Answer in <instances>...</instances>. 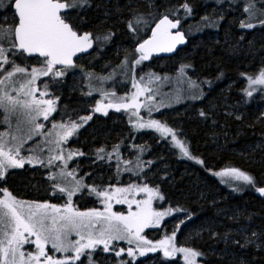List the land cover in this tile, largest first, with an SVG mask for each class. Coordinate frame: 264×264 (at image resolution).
Returning <instances> with one entry per match:
<instances>
[{"label":"snow or ice","instance_id":"snow-or-ice-1","mask_svg":"<svg viewBox=\"0 0 264 264\" xmlns=\"http://www.w3.org/2000/svg\"><path fill=\"white\" fill-rule=\"evenodd\" d=\"M258 2L262 7L257 8V0H247L243 9L247 19L239 22L242 29H254L258 25L264 27V0ZM91 6L90 0H0V8L4 9L5 14H12L11 22L5 15L3 24H0V109H3L4 123L8 125L7 131L0 132V181L6 182L11 170L23 169L26 164L33 167L38 165L49 169L47 179L52 194L59 193L66 198L63 204L27 201L19 199L7 187H0V264H84L82 257L87 259L88 264H95L93 253L98 249L102 253L111 252L115 257L126 253L133 259L137 254L144 256L149 252L162 251L167 258L181 257L183 264H202L206 253L190 243L201 238L200 231L189 233L183 243L177 242L179 225L171 234H165L159 240H149L143 235L146 228L159 226L174 213H183L187 220L192 219L187 209L179 206L170 205L160 210L153 207L154 201L165 200L159 185L150 186L147 179L125 186L112 183L88 185L85 177L77 178L76 169L68 170L69 161L84 153L79 149L66 150L64 147L92 121L94 114L107 116L109 109L117 112L123 110L129 114V123L134 130H153L159 139L170 142L178 149L182 157L204 165L203 159L192 154L182 131L152 118L154 110L165 106L163 100L159 105L156 103L161 78L155 74L140 76L139 79L135 76V68L149 60L154 53H172L178 45L186 43L179 13L183 11L186 18L192 13V6L188 0H183L177 8L169 9L158 17L153 11H130V19L125 24L135 46L131 53L125 51L119 67L122 72L130 70L126 74L130 75L133 91L118 96L115 90L94 88L93 80L103 84L106 80L114 79V74L101 77L86 72L89 81L86 95L97 91L101 100L95 103L91 114L75 119L69 116L60 122L52 121L51 128L46 130L41 120L49 121L57 112L60 97L50 92L47 83L41 91L37 81L41 77H48L54 84L61 82L70 71L80 67L77 64L80 54L90 55L89 50L110 43L115 35L111 29L103 33L84 30L81 12ZM207 19L204 18L205 21ZM149 21L155 23L150 28L151 35L147 39H140V33L149 28ZM25 53L29 57L43 58L42 66L21 67L17 64L16 60ZM190 67L182 65L180 72L192 90L191 98L200 99L202 94H196L200 91L199 85L185 72ZM18 75L24 77L23 82L16 79ZM241 75L247 81V87L242 89L246 97L264 93V66L255 73ZM141 109L146 110L148 119L141 115ZM199 115L208 118L203 110ZM236 119L241 117L236 116ZM34 137H43V142L35 149H28V155L22 154L24 145ZM122 143L112 145L110 151L107 146L97 148L96 160L110 163L115 159L117 176L130 172L139 179L153 161L142 160L146 150L143 145H133L137 152L134 160L125 159L120 151ZM53 168L56 171H52ZM213 174L221 177L225 183L242 182L253 187L257 183L253 175L238 167H225ZM86 175L91 176V173ZM84 189L94 194L102 206L85 210L76 207L73 197ZM256 191L264 195V187H258ZM140 194L145 198L136 199ZM114 204L127 205V212L114 211ZM185 223L186 220L180 221V224ZM210 235L225 241L229 239L228 233L222 237L214 232ZM256 236L257 233L253 232L251 237H245V244L241 246L252 244V237ZM121 241H126L128 247H118ZM233 242L240 243L239 240ZM26 245L34 246V251H27ZM50 249L62 255H53ZM117 264H130V261L119 260Z\"/></svg>","mask_w":264,"mask_h":264},{"label":"rangeland","instance_id":"rangeland-1","mask_svg":"<svg viewBox=\"0 0 264 264\" xmlns=\"http://www.w3.org/2000/svg\"><path fill=\"white\" fill-rule=\"evenodd\" d=\"M181 3L183 0H180ZM91 4L95 2L96 7H101L104 10V18L103 20H100L102 24L104 25V22H108V26H112L113 29H111L112 32L115 33L110 43L104 44L102 47L95 49L91 54L84 55L80 59L77 60V64L80 65L77 69H74L70 71L61 82L59 83H53L51 79L48 77H41L40 80L37 81L38 86L40 87L41 91H43V85L45 83L49 84V90L52 93H55L60 97L58 110L56 113H53V115L49 118V121H43L42 123L45 124V128L50 129L51 128V122H60L61 120H67L69 116H71L73 119H75L77 116H85L91 114V109L95 106V103L99 100H101V95L97 91H93L92 95H86V93L89 91V81L85 75L86 72H92L97 76L101 77H108L109 74H114V79L106 80L103 82V84L98 83L97 81L93 80L92 84L94 88H103L104 90L112 91L115 90L118 96H122L125 93H130L133 91L132 89V83L131 78L129 74L130 70L125 69L124 72L121 71L119 65L124 59L125 51L128 53H131L135 44L134 39L127 30L125 21L130 19V11H132L131 6H137L136 9H139L140 11H153L154 15L158 17L161 13L167 12L169 9L177 8L181 3L178 4L179 0H160L156 8H154V5L156 3V0H90ZM106 2V5L103 3ZM113 4V5H112ZM152 5L151 8H149V5ZM190 4V3H189ZM247 4V0H204L202 3V6L204 7V10L201 14V17L199 21L194 20V12L190 15H188L185 18V13L182 15L183 20L181 21V24L186 23L182 27V30L190 37H196L199 39L197 41L192 40V44H188L184 49L185 51H182L180 53V56L176 57V64L174 63L173 67H170L169 65L173 64L172 62L168 63L169 61L166 59H156L151 63H146L145 61L142 62L141 65L137 66L135 68V76L137 79H139L140 76L147 77V74H155L156 76L160 77L161 80L158 82V94H157V100L156 103L159 105L160 101L163 100L164 105L162 107H159V110H154L152 113V118L161 120L164 122H167L170 126L176 128L179 130L180 123L177 119L179 115H183L185 113L186 108L191 107L196 102L204 99L205 97H209V91L212 88V84L207 76L203 77V75L200 71L197 72V68L195 64L190 61L191 55L196 51L197 44H202V36L203 34L208 35V38L214 39L215 42H218L220 39H223L224 42L231 41L233 39V34L236 35V40H240L241 42V48H245L248 53L247 57L249 58H256L258 60V65H260L258 68L264 66V36L259 38L256 37L259 33H261V28L259 25L254 29H242L239 25V22L241 20H246L247 15L244 13L243 9ZM111 5V6H108ZM122 5V7H121ZM262 7L261 4L257 0V8ZM88 9V8H87ZM126 13H123V11ZM135 9V10H136ZM86 10V9H84ZM83 10V11H84ZM82 11V12H83ZM81 12V14H82ZM116 13V14H114ZM5 15L9 22H11V12H7L5 14L4 9L0 8V24H3ZM107 16H114L113 19L107 20ZM207 17V21L204 20V18ZM222 17V19H221ZM82 19V16H81ZM226 19V20H225ZM226 22V27L222 31V33H219L220 29L222 28V24ZM102 24L97 25L98 27H103ZM123 25V26H122ZM155 25L153 21H149V28L144 29L140 33V39H147L150 34V28H152ZM122 26V27H120ZM229 27L228 29H226ZM220 28V29H219ZM234 28V29H232ZM108 27L105 29L98 28L96 30L97 32H105L107 31ZM229 32H228V31ZM233 30V32H232ZM89 31V30H88ZM118 33H122V35H117ZM127 40V42H125ZM260 44V48L258 46L252 47L254 45ZM43 59L42 58H28L24 59V56H21L19 59L16 60V63L19 64L21 67L26 66H34V67H41L42 66ZM168 65V66H166ZM182 65H191L190 68H186L185 72L187 73V76L191 78L192 81H195L199 85L200 91L197 92V95L202 94V98L200 99H192L191 95L192 90L189 89L188 83L183 79L182 74L180 72ZM257 67V66H256ZM249 72L248 74L255 73L258 68H256ZM115 70V72H114ZM16 79L20 82H23L24 77L18 75ZM210 82V83H209ZM153 87H157V85H153ZM247 87V81L245 78L241 79L240 81V87L239 91H242L243 88ZM222 92V88L220 89ZM65 92H67L65 94ZM78 93L82 96H84L83 99H79V104L72 106V107H62L64 102L63 96L69 94ZM255 99H261L264 100V93H254L251 98L246 97L247 100H235L234 104L231 105V109L235 110L236 112H231V110H228V115L232 116L233 114L237 113L242 110L243 104L248 103V100H251L253 97ZM79 96V95H78ZM70 97V96H69ZM69 97L67 99H69ZM66 100V99H65ZM107 102V101H105ZM223 106L225 104H222ZM234 106V107H233ZM210 108V106H208ZM261 108L264 111V104H262ZM114 109H109L110 111H113ZM211 110H214L213 107H211ZM108 112V113H109ZM117 112V111H116ZM116 114V121L119 123L126 125H129L127 128L123 129L127 134H132V138L125 137L126 135L121 132H119L115 139H104L102 142H100L98 145L93 144V140L89 141L88 139L85 140V137H82L83 131H85L90 124L93 123L96 117H101L103 114L96 113L93 115L92 121H89L87 125H85L83 128L79 130V133L77 136H74L71 138L67 144L64 146L65 149H79L81 150L84 155L83 156H77L74 157L73 160L69 161L68 163V170H77V178L79 177H85V183L88 185L95 184L97 186L107 185L108 183H112L117 186H125L129 183H142L145 179H147V182L150 186H156L159 185L160 190L163 192L165 196L164 201H154L153 207L157 210L160 209H166L171 204L166 199V195L164 190L161 188V184L166 179V173L169 171L168 165L171 163L166 158L163 159H157V161L153 158L152 153H150L148 145L149 144H155L160 146H166L165 144L168 143L169 147L167 149V154L173 155L177 158L178 161L188 163V164H197L194 160H189L186 157H182L179 153L178 149H175L170 142H166L164 140H161L158 138V134H156L153 130H139L136 131L132 128V125L129 123V114L127 112H124L123 110L120 112L115 113ZM141 115L144 116L145 119H148V115L146 114V110L141 109ZM108 116V115H107ZM106 117V116H105ZM15 121L13 120V124ZM8 130V125L4 123V112L3 109H0V132H5ZM184 137V136H183ZM190 144V139L187 140ZM43 142V137H34V140L28 141L24 145V150L22 151V154L28 155V149H35L39 144ZM122 143L121 146V153L123 154V157L125 159H132L134 160L137 152L136 149L133 147V145H143L145 146V151L142 155L143 161H153L150 168L145 169V174L141 175L138 179L137 176L130 172H122L119 176L116 175V163L115 159L111 161L110 163H106L103 161H97L95 156V150L101 146H107L109 151L111 150L112 145ZM258 144V143H257ZM84 145L87 147L85 148ZM191 147V146H190ZM258 146L251 150L250 152L254 153L257 150ZM191 152H193V148H191ZM45 155L47 153L45 152ZM166 154H164L165 156ZM87 158V159H85ZM85 159V160H84ZM250 160H254V157H250ZM59 163V162H56ZM89 165H93L91 168ZM174 165V164H172ZM98 169V170H97ZM210 170V169H209ZM208 170V171H209ZM49 169L42 168L40 166H30L25 165L23 169H14L11 170L6 177V182L0 181V187H7L12 193L17 196L19 199L27 200V201H38V202H51L52 200H55L56 202H60L61 204L65 203L66 198L63 197L61 194L57 193L56 195L52 194V190L50 188V183L47 179ZM52 171H56L55 168L52 169ZM98 172H101L102 179H99L96 177V174ZM218 172V171H217ZM35 173L39 174L41 178L37 177L36 180L40 181L42 179L43 185L48 191V194L46 196H43L42 198L30 195L27 196L26 190L21 189V192L18 194V192H15L13 188V182H16L19 176H32ZM91 173V176H87L86 174ZM194 173V172H193ZM209 174V172H207ZM200 176L196 175V178ZM214 178L217 179L219 184L223 187H225L228 192L223 194L224 199L228 198L234 191L240 192L242 190H250L255 189L257 186H246L242 182H229L225 183L223 182V179L219 176L214 175ZM170 181V178L168 179ZM42 185V184H41ZM42 185V187H43ZM219 186V185H218ZM215 192L218 193L221 192L220 187L215 188ZM233 190V192H232ZM220 195V194H219ZM221 196V195H220ZM223 197V196H222ZM136 199H144V195L140 194L135 197ZM223 199L219 202H222ZM73 203L76 207H78L80 210H85L87 208H93V207H101L99 199L94 195L90 194L87 189L82 190L80 193H78L76 196L73 197ZM172 206V205H171ZM175 206V205H174ZM173 207V206H172ZM114 211L117 212H127V205L124 204H114ZM133 210H135V207H133ZM232 210H239L238 212H241L240 207H234ZM237 214V213H236ZM227 214H224V217ZM234 215V214H233ZM232 215L233 219L239 220V217H235ZM186 220L187 218L183 213H174L172 216L166 217L162 223L157 227H149L146 228L143 232V235H145L148 238V235L146 234L148 230H153L154 236H151L149 240H159L164 237L165 234H171V232L176 228L177 225L180 226V221ZM164 224L170 225L169 230H162L164 228ZM220 224V223H219ZM191 225V223L189 224ZM187 224L184 229L189 227ZM248 230L246 228H240V238L237 239L240 242V245L245 244V237L251 236L250 233L247 232ZM75 235H73V239H75ZM185 241V239H183ZM183 243V242H178ZM127 248L128 244L126 241H121L118 243V247ZM242 247V246H241ZM243 248V247H242ZM241 248V249H242ZM25 249L27 251H34V246H25ZM50 253L56 256L62 255L61 253H56L50 249ZM161 255L157 252H149L145 254L144 256H140L137 254L135 257V260H141V262H144V264H161L162 262H167L164 260ZM127 254H123L121 257H115L111 252L109 253H102L98 249L95 253H93V260L95 261V264H117L119 260H125L127 258ZM84 261V264H88V261L85 257L81 258ZM169 259V258H168ZM171 262V261H168ZM183 262V261H182ZM168 264V263H167ZM170 264V263H169Z\"/></svg>","mask_w":264,"mask_h":264},{"label":"trees","instance_id":"trees-1","mask_svg":"<svg viewBox=\"0 0 264 264\" xmlns=\"http://www.w3.org/2000/svg\"><path fill=\"white\" fill-rule=\"evenodd\" d=\"M158 2L160 0H156L154 8L160 5ZM203 2L204 0H188L192 6L195 21H199L204 10ZM103 3L106 5V2ZM179 3H181L180 0ZM91 5L81 14L84 30L97 32L98 28L113 29L112 26H108V22H104V25L100 22L105 19L104 10L101 7H96L95 2ZM136 8L137 6H131L132 10ZM123 13L126 12L123 11ZM183 14L184 12L180 11L181 21L184 18ZM114 18V16H107L106 19L114 20ZM99 24H102L103 27H98ZM184 25L186 23L181 24V30ZM225 27L226 22L222 24L219 33H222ZM260 32L256 35L258 42L259 38L264 36V28H261ZM119 34L122 35V33L117 35ZM185 35L189 38V44H192V40L199 39V37H190L186 33ZM208 35L203 34L202 44H197V49L191 55L190 61L195 64L197 72L200 71L203 74L201 76L206 78L208 76L212 84L209 91L210 98L207 96L196 102L186 108L183 115L177 117L180 123L179 131H182L183 138L190 139V146L193 148L192 154L203 159L204 165L186 164L178 161L173 155L169 156L167 154L168 143L165 144L166 146L152 143L148 145V148L156 161L166 158L171 162L168 165L169 171L166 173V179L161 184L167 201L173 207L179 206L187 209L192 215L191 220L180 224L177 242H184L183 239H186L189 233L200 231L201 238L192 240L190 243L206 253L202 264H264V198L258 196L255 189L252 188L240 192L232 190L233 193L225 200L223 194L228 190L224 186L222 187L213 176L214 172L225 167H238L256 178L257 188L264 186V111L261 108L264 100L255 99V95L251 100H248L246 106L243 104L242 110L240 109L232 116L228 115V110L236 112L231 109L235 100H247L244 93L239 91L240 81L245 78L241 74L249 73L260 65L256 58L247 57L246 53L248 52L245 48H241L240 40L234 39L236 35L233 34V39L227 42H224L223 39L215 42L214 39L208 38ZM255 46L260 48V44H255L252 47ZM184 48L175 55L163 59L168 60V63H173L176 57L186 50ZM174 63L176 64V60ZM174 63L169 66L173 67ZM68 97L69 99H67ZM63 98L65 103H62V107L66 109L68 106L78 105L79 99H83L84 96L74 93L67 94ZM211 107L214 110H211ZM201 110L208 115L207 119L199 115ZM115 113L117 112L113 110L106 117L104 115L102 118L96 117L90 124L91 126L83 131L82 137H85V140H93V144L98 145L104 139L114 140L119 132L123 134L125 132L123 129L129 125L125 126L116 121ZM236 116H240L241 119H236ZM124 134L125 137L132 138V134ZM256 146H258L257 150L254 153L250 152L249 148L253 149ZM84 147L87 148L85 145ZM164 154L166 155L164 156ZM249 156L255 159L250 160ZM92 166L89 165L90 168ZM199 174L200 176L196 178V175ZM36 175L41 178L37 173L32 176H19L18 180L12 183L15 192L19 194L21 189H25L27 196L31 194L40 198L46 196L48 191L43 185L42 179L36 180ZM96 177L102 179L101 172H98ZM169 178L170 181H168ZM217 187L222 188L218 196L215 192ZM219 198L223 201L219 202ZM51 202L61 204L55 200ZM234 207H240L241 212L232 210ZM224 214L227 215L224 217ZM232 215L239 217V220L233 219ZM190 223L191 225H189ZM187 224L189 227L184 229ZM169 226L164 224L162 230H169ZM240 228H246L249 235L253 232L257 233L256 237H252L253 243L243 246V248L240 243L233 242L240 238ZM154 232L153 230L147 231L148 239L154 236ZM213 232L219 233L221 237L224 233H228L229 239L225 241L222 238L211 236L210 233ZM157 253H160L161 255L158 256L167 261L166 263L161 261V264H183L182 258L179 256L168 259L164 257L162 251H157ZM126 261H130V264H144L141 260L131 257H127Z\"/></svg>","mask_w":264,"mask_h":264},{"label":"water","instance_id":"water-1","mask_svg":"<svg viewBox=\"0 0 264 264\" xmlns=\"http://www.w3.org/2000/svg\"><path fill=\"white\" fill-rule=\"evenodd\" d=\"M154 26H155V25H154ZM154 26H153V27H154ZM182 31H183V30H182ZM150 35H151V34H150ZM185 36H186V35H185ZM188 44H189V38L186 36V43L181 44V45H178L177 48H176V50H175L174 52H172V53H166V52L154 53V54L152 55V57H151L149 60H147V61H150L151 59L156 58V57H162V56H165V57H171V56L175 55L178 51H180L182 48L186 47ZM93 51H94V50H89L90 53L93 52ZM25 55H26L27 57H29L26 53H25ZM83 55H87V54H80V56H83ZM32 57H34V56H31L30 58H32ZM262 187H264V186H262ZM257 194H258L259 196H261L262 198H264V195H262V194L259 193L258 191H257Z\"/></svg>","mask_w":264,"mask_h":264},{"label":"flooded vegetation","instance_id":"flooded-vegetation-1","mask_svg":"<svg viewBox=\"0 0 264 264\" xmlns=\"http://www.w3.org/2000/svg\"><path fill=\"white\" fill-rule=\"evenodd\" d=\"M88 31V30H87ZM24 56V58H30V57H27L25 54L23 55ZM34 57H36V56H34ZM82 57V56H81ZM80 57V58H81ZM33 58V57H32ZM79 58V59H80ZM161 58H169V57H165V56H162V57H156V58H153V59H151L150 61H145L146 63H151V62H153V60H156V59H161ZM43 59V58H42Z\"/></svg>","mask_w":264,"mask_h":264},{"label":"bare ground","instance_id":"bare-ground-1","mask_svg":"<svg viewBox=\"0 0 264 264\" xmlns=\"http://www.w3.org/2000/svg\"><path fill=\"white\" fill-rule=\"evenodd\" d=\"M220 29V28H219ZM256 193H257V191H256ZM258 195V194H257ZM259 196V195H258Z\"/></svg>","mask_w":264,"mask_h":264}]
</instances>
